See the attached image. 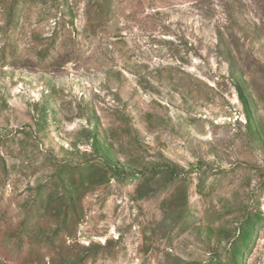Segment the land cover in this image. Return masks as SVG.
<instances>
[{
  "label": "rangeland",
  "instance_id": "1",
  "mask_svg": "<svg viewBox=\"0 0 264 264\" xmlns=\"http://www.w3.org/2000/svg\"><path fill=\"white\" fill-rule=\"evenodd\" d=\"M0 257L264 264V0H0Z\"/></svg>",
  "mask_w": 264,
  "mask_h": 264
},
{
  "label": "trees",
  "instance_id": "2",
  "mask_svg": "<svg viewBox=\"0 0 264 264\" xmlns=\"http://www.w3.org/2000/svg\"><path fill=\"white\" fill-rule=\"evenodd\" d=\"M99 16H100V15H99ZM55 54L57 55L58 58H61L62 54H66V53H63V52H62V49H59V51H56ZM54 58H55V57H53V59H54ZM0 264H6V263L1 259V257H0Z\"/></svg>",
  "mask_w": 264,
  "mask_h": 264
}]
</instances>
